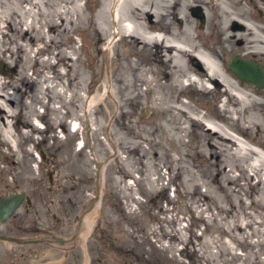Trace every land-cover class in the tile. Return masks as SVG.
Wrapping results in <instances>:
<instances>
[{"label":"rangeland","instance_id":"rangeland-1","mask_svg":"<svg viewBox=\"0 0 264 264\" xmlns=\"http://www.w3.org/2000/svg\"><path fill=\"white\" fill-rule=\"evenodd\" d=\"M210 2L171 0L153 34L219 62L242 93L227 111L225 95L188 86L172 64L152 74L163 66L157 44L118 41L105 0H78L79 9L0 0V194L26 190L37 208L25 212L24 201L23 216L1 224L0 234L40 238L47 232L38 221L50 226L53 210L62 227L48 234L68 236L82 217L75 249L0 241L1 263L264 264V138L248 128L262 123L264 86L229 66L238 55L264 69V46L246 41L264 38V4L222 0L225 19ZM180 61L197 66L188 54ZM44 162L55 164L53 184Z\"/></svg>","mask_w":264,"mask_h":264},{"label":"bare ground","instance_id":"bare-ground-1","mask_svg":"<svg viewBox=\"0 0 264 264\" xmlns=\"http://www.w3.org/2000/svg\"><path fill=\"white\" fill-rule=\"evenodd\" d=\"M77 1L78 0H62V3L67 6L68 4L73 3L75 4L74 5L75 7H78L79 4H77ZM105 1H106L107 12L110 15V19L107 20V26L108 28L114 29L113 34L115 37L118 36V41H129L133 46H150V45L157 44L159 62L163 66L159 69L152 70V74L153 72L157 74L161 70L164 71L166 64L169 63V64H172L171 68L173 69L171 70V74L175 76V73L179 71L180 73L178 74L181 77L185 78V80L188 83V86L191 85V86L199 87L200 90H202L204 93H210L212 91H215L217 94H219V96L225 95L227 99L225 100V102H223V106L226 111H227L226 106L227 104H229V101L231 99H235L237 101L240 100L239 97L242 96L241 95L242 93L240 94V90L236 88L233 84H231L230 83L231 81L229 82L228 77L224 74V72L221 71L219 62L216 59H214L210 54L202 50H199V49H194V50L189 49V47L187 48L188 44H183L181 41L173 38L172 36H170L169 38H166V37H162L161 34H156V35L153 34V32L158 31L157 29H155V26H154L155 21H156L155 18L158 15L157 12L160 9L169 8L170 7L169 3H171V0H105ZM221 1L211 0L210 3H213L212 5H215V6L217 5L221 9L222 7L219 4V3H222ZM149 2H151L152 8L147 10L143 14L144 16L142 14H141L142 15L141 17L137 15L133 19V17L131 16L132 11L137 10L140 12V8L144 7V5ZM79 8L80 7H78V9ZM223 8L221 9V11L224 12L225 19H228V16ZM68 14H69V11L66 12V15ZM146 16L149 19L148 21L149 23L142 22V20ZM234 23H238V21L237 22L234 21ZM244 24H243L244 28L245 26L247 29L253 28L250 25V23H244ZM34 25H35V20L33 19L31 23L32 30H34L35 28ZM239 27L242 28V25L240 24ZM253 30L254 32H258L254 28ZM186 39L191 40L190 35H188ZM246 41H247V44H251V47L252 45H256V44L264 46V38L262 37L260 38L252 37V38H248ZM114 42L115 40L111 42V45ZM108 48L109 49H105V52L109 56H112V54L114 53L113 49L112 47H108ZM186 54L195 58V61H196L195 64L197 66L193 67L192 69L183 67V64H181L180 59L184 57ZM165 73L167 74V72ZM173 83L175 84V81ZM171 86H176V85H171ZM244 97L247 98V96H244ZM241 99H243V97ZM248 101L253 102L254 100L248 98ZM253 103L255 104V102ZM259 116H260V120L262 121V123L260 124L251 123L248 126V128L256 127L261 133V139H263L264 138V114L259 115ZM197 120L198 122L196 123H200L199 121L201 119L199 118ZM212 128L216 129L215 127H212ZM74 129H75V124H72L71 130H74ZM226 142L230 145L238 146V143L235 140L228 139ZM260 158L264 162V156H261ZM92 207H94V205Z\"/></svg>","mask_w":264,"mask_h":264},{"label":"flooded vegetation","instance_id":"flooded-vegetation-1","mask_svg":"<svg viewBox=\"0 0 264 264\" xmlns=\"http://www.w3.org/2000/svg\"><path fill=\"white\" fill-rule=\"evenodd\" d=\"M263 4H264V0H260ZM263 7H264V5H262ZM260 10V9H259ZM261 11V10H260ZM260 11H258L259 12V15H264V13L263 12H260ZM52 162H44V164L45 165H51V167L50 168H46L45 170V174L47 175V178H48V180H49V182L50 183H52L53 184V182H54V175L56 174L57 175V171H56V169H55V164H51ZM2 174V169H1V167H0V175ZM55 180H57V178L55 177ZM1 181V180H0ZM58 188V187H57ZM15 190V189H14ZM14 190H12V191H14ZM12 191H8L7 193H5V194H0V197L2 196V197H4V196H6L8 193H10V192H12ZM18 191H21V190H18ZM23 191H25V197H24V199H23V201L21 202V204L19 205V207L15 210V212L12 214V216L10 217V218H21L23 215H22V211H20V207H22V204H23V202L25 201V207H24V211L25 212H28L30 209H37L36 208V203L34 204L33 203V199H29V197H28V195H27V192H26V190H23ZM73 191H75V190H73ZM74 196H75V194H73ZM74 199H75V197H74ZM91 205V204H90ZM73 206H74V204H73ZM50 207V208H49ZM60 207L62 208L63 207V204L61 203L60 204ZM90 207V206H89ZM64 208V207H63ZM46 210H48V209H50L51 210V205H49V206H47V208H45ZM71 210H69V212H70ZM61 212H62V210H61ZM35 213V212H34ZM49 215H51L52 216V224L50 225V226H40V223L41 222H39L38 221V225H37V228H40V229H42V230H44L43 232H47V233H45L44 235H42L40 238H38V237H35V236H28V237H25V238H23V237H14V236H10V235H5V236H8V237H12V238H17V239H19L20 241L19 242H10V243H18V244H41V243H47V244H55L56 246H58V247H61V248H64V247H67V249H75V247H76V245H77V241H78V239H77V235H78V232H79V229H80V226H81V223H82V217H81V214L79 213L78 214V216H77V219H76V222H75V226L74 227H72V229H73V232L70 234V235H68V236H60V235H56V234H51V235H49L48 233H52L51 232V230H50V227H62L61 226V223H62V218H57L56 216H55V214H54V211L53 210H51L49 213H48ZM35 216H36V218H38L37 217V215H36V213H35ZM9 218V219H10ZM8 219V220H9ZM55 219V220H54ZM74 216L72 217V220H71V222L74 224ZM7 221V220H6ZM5 221V222H6ZM4 222V223H5ZM1 225V224H0ZM12 228V227H11ZM20 228H22V226L21 225H18V226H14L13 227V229H20ZM36 227H34V230L35 231H37L38 229H37ZM38 232H41V230H39ZM77 233V234H76ZM1 235V234H0ZM1 241V240H0ZM26 241H29V242H26ZM60 241L62 242V243H60ZM1 263V262H0ZM2 264H5V263H2Z\"/></svg>","mask_w":264,"mask_h":264},{"label":"water","instance_id":"water-1","mask_svg":"<svg viewBox=\"0 0 264 264\" xmlns=\"http://www.w3.org/2000/svg\"><path fill=\"white\" fill-rule=\"evenodd\" d=\"M230 69L232 72L243 82L256 85L258 88L264 86V69L262 66L252 60L241 59L236 55L230 62ZM0 70L2 73H7V70L3 68V65H0ZM10 74V73H8ZM99 169H97L98 171ZM25 197V191L14 190L8 193L4 197H0V224H3L8 220L15 210L19 207L21 202ZM94 205V202H91L89 209ZM1 241L9 242H19L17 238L8 237L5 235H0ZM29 242V241H26ZM60 243H62L60 241ZM2 264V263H0Z\"/></svg>","mask_w":264,"mask_h":264}]
</instances>
